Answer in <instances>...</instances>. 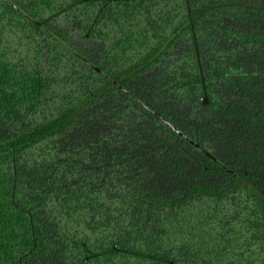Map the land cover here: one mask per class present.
I'll use <instances>...</instances> for the list:
<instances>
[{
	"label": "trees",
	"instance_id": "16d2710c",
	"mask_svg": "<svg viewBox=\"0 0 264 264\" xmlns=\"http://www.w3.org/2000/svg\"><path fill=\"white\" fill-rule=\"evenodd\" d=\"M0 264H264V0H0Z\"/></svg>",
	"mask_w": 264,
	"mask_h": 264
},
{
	"label": "rangeland",
	"instance_id": "374dc122",
	"mask_svg": "<svg viewBox=\"0 0 264 264\" xmlns=\"http://www.w3.org/2000/svg\"><path fill=\"white\" fill-rule=\"evenodd\" d=\"M44 2H49V1H51V0H43ZM4 22V21H3Z\"/></svg>",
	"mask_w": 264,
	"mask_h": 264
}]
</instances>
